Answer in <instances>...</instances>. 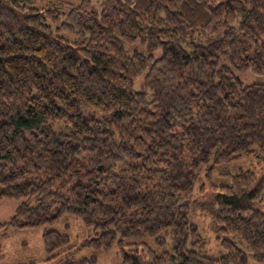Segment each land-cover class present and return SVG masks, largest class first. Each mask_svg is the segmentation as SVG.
I'll list each match as a JSON object with an SVG mask.
<instances>
[{"label": "trees", "instance_id": "trees-1", "mask_svg": "<svg viewBox=\"0 0 264 264\" xmlns=\"http://www.w3.org/2000/svg\"><path fill=\"white\" fill-rule=\"evenodd\" d=\"M249 75L264 79V0H0V202H19L0 231L73 216L120 264H264V175L215 176L264 159V80ZM42 236L46 262L97 264Z\"/></svg>", "mask_w": 264, "mask_h": 264}, {"label": "rangeland", "instance_id": "rangeland-1", "mask_svg": "<svg viewBox=\"0 0 264 264\" xmlns=\"http://www.w3.org/2000/svg\"><path fill=\"white\" fill-rule=\"evenodd\" d=\"M138 44V43H137ZM134 44L128 49L133 50L135 46L144 50L141 45ZM161 49L154 51V56L159 57L161 55ZM244 82L249 83L255 80H264L261 77L247 76L243 77ZM143 83V78L140 77L135 84V88H141ZM96 117H101L102 113L99 110H89ZM54 131L56 132H68L69 127L64 122L54 123ZM236 166H245L256 171L260 176L264 175V159H258L255 156L248 157L236 162L230 163L228 168H222L216 170L217 180L220 183L226 177L222 175L226 172L232 173L235 171ZM225 169V170H224ZM228 177V176H227ZM216 178V177H215ZM209 183L207 178H202L199 181V186L203 183ZM201 192L199 187V192L196 190L193 197L199 200V203L204 202L206 196ZM264 198V193H263ZM19 202L15 199L5 198L0 202V223L8 221L9 218L14 214ZM70 219L62 220L54 225H47L37 228H26V229H15L9 227L6 230L0 231V264H27L33 262L34 264H57L56 260L51 262H46L49 257L43 242V231L45 229H53L70 237V244L76 246L77 253L76 257H97V264H120L121 255L117 248L110 251L104 250H94L91 247L85 245V242L93 235V230L87 228L82 221L71 216ZM194 221L200 226V231L206 238L203 251L207 255L219 257L225 253L224 248L219 244L220 238L222 237L220 233L215 231L214 222L211 215L206 214L204 210L199 206L195 209V215L193 217ZM252 264V262H251Z\"/></svg>", "mask_w": 264, "mask_h": 264}]
</instances>
